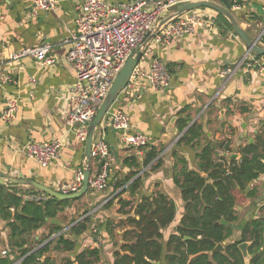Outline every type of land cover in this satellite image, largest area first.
Returning a JSON list of instances; mask_svg holds the SVG:
<instances>
[{
  "label": "crops",
  "instance_id": "1",
  "mask_svg": "<svg viewBox=\"0 0 264 264\" xmlns=\"http://www.w3.org/2000/svg\"><path fill=\"white\" fill-rule=\"evenodd\" d=\"M221 4L225 6L222 1ZM261 6L262 0H245L240 10H230L248 36L264 46V37H260L264 27ZM206 13L213 16L212 26L199 28L194 34L176 38L167 45H158L154 53L139 62V67L148 70L154 57L161 58L171 73L169 87L155 90L147 79H142L132 95L122 91L111 106L107 115L111 116L118 109L127 111L130 133L147 135L150 144L160 150L162 162L156 170H151L149 165L143 166L147 152L124 146L120 134L111 125L105 126L114 161L112 173L119 169L124 177L130 174L134 168L128 169L121 164L125 157L135 153L141 169L137 176H141L142 186L133 196L128 191L122 194L120 190L113 192L112 188L102 192L91 189L86 193L87 198L88 194L96 197V207L91 213H94L97 224L106 219L118 222L128 217L120 212V199L133 200L137 204L143 195L164 192L177 206L174 221L163 231L164 240H168L184 213L181 190L174 180L182 168L178 159H184L189 169L198 170L197 154L207 144L214 146L216 158L241 155L239 150L251 143L250 140L255 141L264 124V75L256 72L252 62L256 55L249 53L233 27L230 28L219 13L212 9ZM0 15V70L10 73L13 78L8 83L0 81V173L7 177L32 179L60 190L73 182L85 157V144L77 138L74 130H70L69 114L58 103L54 92L75 81L76 70L67 60L70 45L64 43L69 33L76 29L74 3L72 0H57L56 8L34 13L33 0H0ZM42 42L53 45V54L57 58L54 65L41 66L31 57L19 61L10 59L11 52ZM246 56L247 60L237 68ZM229 67L234 68V72L223 78L222 70ZM13 98L19 100V108L14 120L7 123L2 114L7 101ZM182 118L190 119L188 126L202 124L203 134L196 144L177 145L187 129L179 128ZM53 138L62 139L64 148L52 165L38 163L23 150L29 141L43 142ZM222 143H228L232 153L225 152ZM174 150L178 155L172 154ZM91 169L92 176L97 174L99 161L92 160ZM251 188L256 189L257 196L240 201L241 224L261 213L264 175L256 179ZM105 192V201L99 200V194ZM112 199H115L113 204L104 208V204ZM130 215H134V208ZM46 231V228L38 230L34 234L36 240ZM8 232L6 221L0 218V256L4 249H9ZM122 232L116 230L117 238ZM238 235L239 231H236L232 239ZM78 242L79 251L88 246L101 247L104 263L113 264L115 246L106 230L101 229L98 235L85 234L78 238ZM51 255L61 259L67 254L52 252Z\"/></svg>",
  "mask_w": 264,
  "mask_h": 264
},
{
  "label": "trees",
  "instance_id": "2",
  "mask_svg": "<svg viewBox=\"0 0 264 264\" xmlns=\"http://www.w3.org/2000/svg\"><path fill=\"white\" fill-rule=\"evenodd\" d=\"M219 17L232 28L225 16ZM189 122V118L179 122L181 130L187 129L178 146L196 144L203 134L202 124L188 126ZM221 146L232 153L228 143ZM140 150L147 152L143 166L149 165L151 170L160 167V150L151 144ZM239 151L240 159L226 155L216 158L214 146L207 144L197 154L198 170L189 169L184 159H178L182 168L174 180L181 190L184 213L168 240H164L163 231L174 221L177 206L164 192L143 195L137 204L120 199V212L128 215L125 220L106 219L92 226L91 214L71 220L66 214L84 196L59 199L29 187L0 184V218L6 221L9 230L10 250L0 256V264H105L101 247L88 246L79 251L78 238L88 233L98 235L101 229L106 230L115 246L113 264H246L239 247L244 242L250 243V264H264V202L261 213L243 224L238 210L243 198L257 196L255 188L247 189L264 175V124L255 141ZM172 154L178 155L177 150ZM121 166L134 170L124 177L116 169L110 175L108 188L113 192L120 190L121 194L128 191L133 196L142 186V178L137 176L141 170L138 155H128ZM33 194H43L45 198L40 201L26 198ZM115 199L107 201L104 208L110 207ZM133 208L134 215H130ZM42 228L47 231L36 240L34 234ZM118 229L123 230L119 238ZM236 231L239 235L232 239ZM221 242H226L224 249L214 251ZM52 252L67 255L57 259Z\"/></svg>",
  "mask_w": 264,
  "mask_h": 264
},
{
  "label": "built area",
  "instance_id": "3",
  "mask_svg": "<svg viewBox=\"0 0 264 264\" xmlns=\"http://www.w3.org/2000/svg\"><path fill=\"white\" fill-rule=\"evenodd\" d=\"M76 10V29L71 31L64 43L70 45L67 60L76 70L75 81L67 87L55 89V98L68 112V125L74 130L77 138L86 143L90 124L96 116L104 99L107 97L114 80L124 66L126 60L139 49L149 36L156 32L154 38L146 46L142 58L155 52L158 45H167L176 38L194 34L200 28L213 25V16L206 10L210 8H197L186 12L159 27V22L165 18L178 5L190 1H213L221 3L222 0H72ZM242 1L231 0V10L238 11ZM57 6V0H33V12L49 11ZM262 16L264 19V0H262ZM2 15H0V23ZM260 37H264V27ZM24 57H31L41 65H54L57 62L53 54V45L49 42L25 47L20 51L10 53V59L19 61ZM247 60L244 57L237 68ZM256 72L264 75V56L253 57ZM236 69V68H235ZM234 72V68L223 69V78ZM147 79L152 89L163 90L171 85L172 77L166 63L159 57H154L149 69L134 68L129 82L123 92L132 95L140 80ZM13 78L10 73L0 70V81L8 83ZM34 80V79H33ZM19 100L17 98L7 101L2 117L9 123L17 115ZM107 121V125L104 122ZM111 125L120 134L121 143L128 148L140 149L150 145V138L141 133H130V117L124 109H118L105 120L95 133L92 146V160L100 163V171L91 176L90 188L97 192L108 188V180L112 173L113 156L110 145L106 139L105 126ZM64 143L60 138L37 142L29 141L23 150L38 163L48 166L55 163L61 156ZM80 167L71 184L63 186L59 191L73 193L78 191L84 180V169ZM28 199L40 201L45 198L43 194L26 196ZM9 254L4 249L2 255Z\"/></svg>",
  "mask_w": 264,
  "mask_h": 264
},
{
  "label": "water",
  "instance_id": "4",
  "mask_svg": "<svg viewBox=\"0 0 264 264\" xmlns=\"http://www.w3.org/2000/svg\"><path fill=\"white\" fill-rule=\"evenodd\" d=\"M222 2L225 4V6L221 3H217L213 1H190V2L180 4L159 22V27L163 26V24L169 22L170 20L182 14H185L186 12L192 11L194 9L210 8L212 10H215L217 13L225 16L229 20L234 31L240 37L242 42L245 44L249 53H253L256 56H264V46L260 45L256 40L250 38L248 34L246 33V31L240 26L235 15L230 10L231 8H230L229 0H222ZM156 33L157 31L152 33L149 36V38L144 42V44L139 49H137L131 56L128 57L124 66L122 67L116 79L114 80L113 85L107 97L104 99L101 107L98 109L96 116L94 117L93 121L90 124L89 135L85 143V153H84L85 157L84 158L86 159V165L84 169V180H83L82 187L78 191L73 192V193H63L57 189L41 184L32 179L7 177L1 173H0V184L29 187L37 191H40L44 194H47L49 196L57 197L59 199H77L79 197L84 196L90 188L89 184H90V178L92 176L91 152H92V146L94 142L95 133L97 132L98 128L101 126L103 121L105 120L113 103L117 100L121 92L126 87L127 83L130 80V77L132 75L134 68L141 61V58H142V55H143V52L146 46L151 42V40L154 38V35ZM250 142H252V140H250ZM230 156L240 158L241 155L232 154ZM99 171L100 170H98L97 173ZM249 189L250 187H248L247 190ZM222 222L227 223L225 220H222ZM249 244H250L249 242H244L239 245L240 249L242 250L244 254L246 264H250V260H251V255L248 252ZM224 245H225V242L218 243L217 246L214 248V251L223 250Z\"/></svg>",
  "mask_w": 264,
  "mask_h": 264
},
{
  "label": "rangeland",
  "instance_id": "5",
  "mask_svg": "<svg viewBox=\"0 0 264 264\" xmlns=\"http://www.w3.org/2000/svg\"><path fill=\"white\" fill-rule=\"evenodd\" d=\"M99 195H100L99 200L105 201V199L107 198L106 192L103 194H99ZM84 197H86V195H84ZM88 197L89 198L86 197L85 200L82 199L80 202H76L73 206H71L67 210V215H68V217H70L69 218L70 220L74 217H76L78 219H83L86 216H88L89 214H91V216L94 217V213H91V211L96 207V205H95L96 204V201H95L96 197H94L93 195H89V194H88ZM92 200H94V202ZM86 201H88V202H86ZM88 208H90V210H89V212L86 213L85 210ZM74 212H77V213H74ZM93 220H94L93 225H95V223H96L95 219H93ZM58 257H60V255H58Z\"/></svg>",
  "mask_w": 264,
  "mask_h": 264
}]
</instances>
